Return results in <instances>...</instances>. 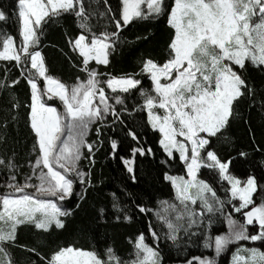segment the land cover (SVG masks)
I'll use <instances>...</instances> for the list:
<instances>
[{
	"label": "snow or ice",
	"instance_id": "snow-or-ice-1",
	"mask_svg": "<svg viewBox=\"0 0 264 264\" xmlns=\"http://www.w3.org/2000/svg\"><path fill=\"white\" fill-rule=\"evenodd\" d=\"M104 4V11H98L90 10V5L86 8L84 0H12V16L0 10V22L15 17L18 24V35L0 33V61L15 62L13 67L30 89L24 107L34 137L30 174L23 183L14 158H0V165L10 173L6 185L10 191L0 195V264H16L10 248L17 246L18 227L32 225L45 233L65 229L66 218L75 213L64 202L75 199L79 208L89 189L103 185L94 177L96 153L107 142L115 159L122 143L106 138V130L127 129L125 135L136 142L130 155L119 159L132 183H138L137 156L155 158L157 150L143 144L140 133L128 127L125 114L132 112H146L147 126L159 133L161 164L182 165L186 175L163 173L174 196L157 201L156 210L127 187L111 192V213L101 206L81 233L90 234L96 226L109 223L130 224L143 215L155 218V223L147 224L153 243L147 242L144 231L139 232L129 241L130 259L122 258L103 234L93 236L96 242L88 249L57 245L43 253L19 245L28 254L27 264H164L162 240L178 252L196 244L215 254L186 255L179 264H218L231 245L236 248L230 264H264V198L259 203L254 200V195L264 194V187L255 175L244 180L234 175L232 158H222L217 149V142L231 145L227 129L240 116L243 100L264 112V96L246 76L249 66L264 73V0H117L115 8L108 0ZM68 16L79 31L65 33L69 48L65 55L72 67L84 73L71 84L50 72L41 50L45 27ZM94 16L107 22L93 23ZM161 17L172 30L163 61L142 55L138 72L108 71L118 51L150 39L147 33L129 39L125 30L138 20ZM7 72L5 67L0 89L20 83V78L9 82ZM145 78L150 81L147 87ZM129 100L135 103L129 105ZM10 104L16 120L21 104L15 98ZM92 131L95 139L89 140ZM238 156L247 158L248 153L241 151ZM202 169L216 174L223 198L219 189L201 178ZM29 188L34 192H27ZM219 218L227 224V232L213 235ZM242 241L253 246L245 247Z\"/></svg>",
	"mask_w": 264,
	"mask_h": 264
},
{
	"label": "trees",
	"instance_id": "trees-1",
	"mask_svg": "<svg viewBox=\"0 0 264 264\" xmlns=\"http://www.w3.org/2000/svg\"><path fill=\"white\" fill-rule=\"evenodd\" d=\"M84 2L86 8L90 5V10L104 11L105 9L104 0H84ZM11 3L12 0H0V10H7L9 16H12ZM108 3L115 8L117 0H108ZM106 22L102 18L93 17V23L102 26ZM78 31L74 18L68 16L59 20V22L46 26L44 35L41 37V50L50 72L69 84L73 83L77 76L84 77V73H80L72 67L65 55L69 52L65 33L75 35ZM0 33L18 35V24L15 17L7 23L0 22ZM146 33L150 34V39L148 41L141 40L134 46H127L118 51L112 58V64L108 71L117 74L138 72L140 67L138 60L142 58V55L150 54L152 58L163 61L166 56L165 49L172 34V30L167 26L166 19L161 17L158 20H138L125 30L124 35L129 39H133L137 35ZM14 64L15 62L0 61V79L5 78V67L8 68L7 79L9 82L14 78H20L19 69L13 67ZM246 76L255 85L259 95L264 96V91H260L264 88V73L249 66ZM143 84L147 87L150 85V81L145 78ZM29 97L30 89L22 78L14 88L0 89V136L3 137V139H0V158L5 161L14 158L16 164L20 166L17 176L21 183H23L24 177L30 174L28 160L32 156L34 143L33 134L27 124L28 109L24 107V104L29 102ZM13 98L21 104L16 120H12L13 112L10 111V101ZM133 103L135 101H128L129 105ZM238 111L240 116L232 120L226 133L231 139V145L217 142V149L222 158H232V166L230 167L234 175L242 180L246 179L248 175H255L261 187H264V112L258 107L250 108L247 99L240 103ZM125 116L127 117L128 127L134 128L140 133V140L143 144L157 150L155 158L152 156H137L135 168L138 183H132L129 174L119 159L120 156H129L130 150L136 145V142L125 135L127 129L117 128L114 132L106 130V138L110 136L113 139L122 141V143L118 146V155L115 159L109 155L110 146L107 142L96 153L97 162L93 169L94 177L102 179L103 185L95 189H89L87 200L81 203L79 208L75 207V199L64 202V206L72 207L75 213L73 216L66 218L65 229L45 233L42 230L35 229L32 225L18 227L17 246L10 248V254L16 264H27L28 254L19 245L36 247L43 253L49 252L57 245L75 244L88 249L96 242L93 236L103 234V238L115 248L122 258L130 259L129 254L132 253L133 246L129 241L134 240L139 232L144 231L147 242L149 244L153 243L151 238L147 236V224L155 223V218L149 219V217L143 215L130 224L109 223L96 226L90 234L81 233L82 226L92 221L98 208L107 206L109 213H111V192L119 193L121 189L127 187L129 191L139 193L141 199L153 210H156L157 201L173 198V191L170 184L163 179V173L167 171L171 175L185 174L182 165L174 164L169 167L161 164L160 161L164 159V154L158 147L159 133L154 132L147 126L146 112H132L131 115L126 113ZM5 121H7L6 128L2 127ZM88 139H95L94 131L89 133ZM241 151L248 153L247 158L238 156ZM83 163L87 166V161ZM201 172V178L209 181L219 189L218 195L223 198L225 192L221 188V182H218L216 174L208 169H202ZM9 175L8 169L0 165V195L10 191L6 187ZM223 183L226 184V182ZM262 198H264V194L254 195L256 203H259ZM234 216L239 217V215ZM220 219L221 232H224V221L222 218ZM160 246L164 255V264H179L186 255L190 256L192 254L214 257L213 252L205 250L202 245H187L186 252H178L177 249L171 246L169 241L162 240ZM235 247L236 245H231L229 250L218 258V264H230L231 252Z\"/></svg>",
	"mask_w": 264,
	"mask_h": 264
},
{
	"label": "rangeland",
	"instance_id": "rangeland-1",
	"mask_svg": "<svg viewBox=\"0 0 264 264\" xmlns=\"http://www.w3.org/2000/svg\"><path fill=\"white\" fill-rule=\"evenodd\" d=\"M146 7V6H145ZM42 83V82H41ZM51 103V102H50ZM55 103H59L58 101H56ZM60 110H62V108L60 109ZM184 175H186V173L184 174ZM169 183V182H168ZM26 191L27 192H34V189H31V188H29V189H26ZM9 192V191H8ZM173 196H174V193H173ZM230 207V206H229ZM233 215H239V214H235V213H233ZM220 218L218 219V222L213 226V228H212V233H213V235H216V234H224V233H226L227 232V224L224 222L223 224H224V227H225V231L224 232H221V222H220ZM240 243H243L242 245L243 246H245V247H251V246H253L250 242H240ZM236 248V247H235ZM205 250H208V249H205ZM235 250V249H234ZM233 250V251H234ZM213 252V251H212ZM213 255L215 256V254H214V252H213ZM212 257V256H211ZM231 260V259H230Z\"/></svg>",
	"mask_w": 264,
	"mask_h": 264
}]
</instances>
